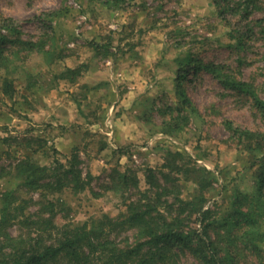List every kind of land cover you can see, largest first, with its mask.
Segmentation results:
<instances>
[{"label": "rangeland", "instance_id": "rangeland-1", "mask_svg": "<svg viewBox=\"0 0 264 264\" xmlns=\"http://www.w3.org/2000/svg\"><path fill=\"white\" fill-rule=\"evenodd\" d=\"M0 16L12 18L10 31L0 17L9 54L7 69H0V168L11 169L0 192L20 181L14 165L22 154L51 168L75 151L93 178L89 190L56 195L66 208L56 221L90 224L115 217L135 192L117 183L125 169L144 188V168L158 166L172 150L199 169L180 175L182 197L196 194L200 170L210 179L206 206L217 222L238 191L256 193L252 162L264 152L245 149L224 121L264 136V117L249 99L224 90L210 74L191 72L187 91L197 112L186 109V120L171 129L175 113L163 112L178 100L180 63L193 60L225 64L264 100V44L235 47L215 0H124L116 9L102 0H0ZM124 90L132 97L120 99ZM261 247L264 254V240ZM194 262L189 252L181 255L182 264ZM240 264L259 263L249 257Z\"/></svg>", "mask_w": 264, "mask_h": 264}, {"label": "trees", "instance_id": "trees-1", "mask_svg": "<svg viewBox=\"0 0 264 264\" xmlns=\"http://www.w3.org/2000/svg\"><path fill=\"white\" fill-rule=\"evenodd\" d=\"M122 1L102 3L116 9ZM215 3L217 15L231 26L235 47L246 50L255 40L264 44V0ZM0 17L2 27L11 31L12 18ZM7 41L0 34V69L8 67L9 54L2 46ZM66 71L76 72L75 68ZM199 71L210 74L224 90L249 99L264 117V100L252 82L237 77L225 64L193 60L180 63L176 71L174 92L178 100L163 111L175 113L170 129L186 120V109L197 112L187 83L191 80L188 74ZM4 91L9 94L10 84L4 86ZM224 121L245 149L264 152L261 131L233 125L229 119ZM80 162L75 151L64 161L55 158L51 168L35 165L28 154L18 159L14 169H18L20 181L14 189L0 192V264H182L185 252L196 261L193 264H240L249 257L264 264V154L252 162L256 193L238 191L219 222L212 219V209L206 206V192L211 186L208 176L200 170L195 180L196 194L182 197L180 175L198 174L199 169L185 161L182 152L167 150L161 164L144 168V188L127 169L117 177L124 193L130 189L135 192L124 197L115 217L104 214L90 224L66 220L59 224L56 219L66 208L56 195L64 190L81 193L90 188L93 176L83 172ZM10 171L1 167L0 179ZM192 222L198 226H192Z\"/></svg>", "mask_w": 264, "mask_h": 264}, {"label": "crops", "instance_id": "crops-1", "mask_svg": "<svg viewBox=\"0 0 264 264\" xmlns=\"http://www.w3.org/2000/svg\"><path fill=\"white\" fill-rule=\"evenodd\" d=\"M145 57H146V56H145ZM132 62H135V61L133 60ZM143 62H144V63H148V62L145 60L144 56H143ZM69 65H70L69 67H72L71 64H69ZM88 78H89V77H88ZM94 80H95V79H92V81H94ZM131 92H132L131 90H128V91H125V90H124L123 93H122V95H121L122 97L119 96V98H120V99H121V98L124 99V98H126V97H132L133 94H132Z\"/></svg>", "mask_w": 264, "mask_h": 264}, {"label": "built area", "instance_id": "built-area-1", "mask_svg": "<svg viewBox=\"0 0 264 264\" xmlns=\"http://www.w3.org/2000/svg\"><path fill=\"white\" fill-rule=\"evenodd\" d=\"M111 110L113 109V105L111 106V108H110ZM112 120V118L110 119L109 117H107V121L105 122L106 123V125L108 126V128H112V126H111V121Z\"/></svg>", "mask_w": 264, "mask_h": 264}]
</instances>
